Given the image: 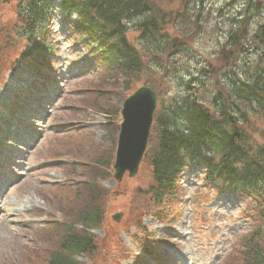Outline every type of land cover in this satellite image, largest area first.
Listing matches in <instances>:
<instances>
[{
	"label": "rangeland",
	"instance_id": "rangeland-1",
	"mask_svg": "<svg viewBox=\"0 0 264 264\" xmlns=\"http://www.w3.org/2000/svg\"><path fill=\"white\" fill-rule=\"evenodd\" d=\"M27 1L4 3L0 0V108L3 112L9 110V103L14 100L12 96L30 80L24 74L25 69L15 65L27 43L26 37L19 36L26 22L17 17ZM149 1L155 14L167 18L166 21L162 19L161 32L169 39L179 40L185 52L165 54L160 58L167 71L164 77L159 70L150 67V60L145 59L144 64L149 65V69L143 68L142 73L129 77L127 82L119 71H103L97 61L87 58L90 50L83 42L72 44L77 19L56 13L59 19L54 33L58 49L54 47L53 75L57 78L52 84L61 92L48 110L50 113L44 123L28 120L42 129H36L40 138L23 155L24 161L12 154L16 147L11 141L12 145L6 147L11 148L9 156L14 166L9 164L8 158L0 160V169L8 172L13 180L11 186L5 183L6 192L0 198V264H44L48 253L58 248L66 235L64 228H57V224L75 222L74 227L81 231L77 218L94 206L101 213L100 221L90 232L94 248L89 254L78 256L77 264H136L134 259L141 260L139 264H154L148 259L144 261L139 251L144 248L152 249L153 257L160 264L165 262L167 248L177 252L184 264H240L236 251L242 243V234L257 221V207L245 213L243 210L252 207L248 199L252 197L255 202L257 194H244L248 199L242 202L231 198L236 206L240 202L239 208L232 209L225 197L218 198V193L211 192L201 179L187 184L188 178H185L178 202L173 204L180 220L165 230L150 216L169 208L173 201L159 207L152 199L149 188L153 180L148 160L142 161L134 178L125 176L119 184L112 178V166L118 135L116 120L121 105L146 82L152 87L159 86L156 90H160L162 101L168 105L173 98L182 99L191 94L184 86L186 79H203L204 84L190 81L192 93L215 117L218 116L213 102L219 93L223 94V100L228 98L229 83L225 85V72L242 74V60H245L241 49H232L224 37L230 31L228 21L242 16L249 0H203V30L198 36L192 34L197 24L194 18L197 10L192 5H188V13L183 14L179 0ZM250 2L260 6L251 18L249 30L254 31L264 19V0ZM174 17L177 21L172 20ZM139 22L140 19L134 18L123 24L128 29L126 39L134 46L138 45ZM258 44L259 40L257 44L254 41V46ZM222 58L227 60L222 61ZM255 61L253 57L251 63ZM18 99L27 100L28 96L20 92ZM240 108L239 114L247 118L245 131L249 135V146L253 149L263 146L264 113H243V106ZM11 112L18 113L16 108ZM2 122L0 111V128ZM6 122L3 127H7L9 122ZM154 146L151 142L147 149L154 150ZM207 196L214 202L221 199V206H209ZM115 214H121L118 223L112 220ZM171 231L178 237H171ZM167 235L170 236L168 240ZM166 262L175 264L172 257Z\"/></svg>",
	"mask_w": 264,
	"mask_h": 264
},
{
	"label": "trees",
	"instance_id": "trees-1",
	"mask_svg": "<svg viewBox=\"0 0 264 264\" xmlns=\"http://www.w3.org/2000/svg\"><path fill=\"white\" fill-rule=\"evenodd\" d=\"M179 4L183 6V14L188 13V5L196 8L194 18L197 24L192 34L198 36L203 30V0H179ZM54 5L61 8L62 12H72L79 18L81 35L97 45L95 52L100 53L109 69L119 71L120 76L127 79L126 82L129 77L142 73L143 68L145 71L149 69V65H144L142 57L147 58L148 62L150 60V67L159 70L161 77H164L167 71L160 58L165 54L170 56L184 51L179 40L169 39L167 34L161 32L160 25L165 18L154 13L149 0H28L22 5L25 14L21 16L29 18L31 24L26 35L29 45L35 46L38 53L48 49ZM259 9L258 4L253 5L249 0L242 16L228 21L230 31L224 37L232 49H241L245 60H242V74L225 72V85L229 83L228 98L223 100V94L219 93L213 102L218 116L215 117L206 109L194 94L182 99L173 98L168 105H165L159 94L155 120L158 133L155 136V148L149 156L155 182L149 191L154 202L159 203L164 197L170 198L173 195L177 170L183 164L202 167L207 180H216L226 187L246 185L252 193L257 194L253 203L257 207L256 224L254 222V226L243 235L242 243L236 251L240 264H264V145L255 149L249 146V135L245 131L247 118L239 114L241 105L243 113H264V19L254 31L249 30L251 18ZM136 16L142 18L139 25V51L127 44L125 28L121 26L122 21ZM172 20L177 21L176 17ZM35 39H38V43L32 44ZM258 40L259 44L254 46V41L257 44ZM30 48L25 50L28 56L32 55ZM253 57L256 61L251 63ZM226 60L222 58V61ZM124 81L122 83L127 84ZM197 83L204 84V81L198 80ZM146 84L151 86L148 82ZM157 92L160 93V90ZM199 151H205L206 156H199ZM100 219V210L94 206L77 218V224L83 228L81 231L76 230L75 222L64 224L62 228L66 235L58 248L48 253L44 264H77L75 256L89 254L94 248L88 230Z\"/></svg>",
	"mask_w": 264,
	"mask_h": 264
},
{
	"label": "water",
	"instance_id": "water-1",
	"mask_svg": "<svg viewBox=\"0 0 264 264\" xmlns=\"http://www.w3.org/2000/svg\"><path fill=\"white\" fill-rule=\"evenodd\" d=\"M156 95L147 88H140L123 104L121 126L116 159L115 176L119 181L127 172L129 177L136 174L155 109ZM118 221V217H114Z\"/></svg>",
	"mask_w": 264,
	"mask_h": 264
}]
</instances>
